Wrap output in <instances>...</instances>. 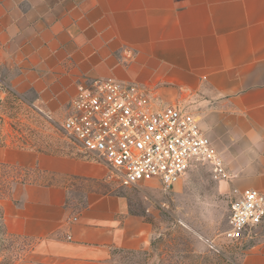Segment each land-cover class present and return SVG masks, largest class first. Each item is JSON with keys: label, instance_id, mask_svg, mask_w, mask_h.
Wrapping results in <instances>:
<instances>
[{"label": "crops", "instance_id": "0c3cea01", "mask_svg": "<svg viewBox=\"0 0 264 264\" xmlns=\"http://www.w3.org/2000/svg\"><path fill=\"white\" fill-rule=\"evenodd\" d=\"M0 72L50 115L81 81L135 83L157 107L196 116L229 189L264 192V0H0ZM2 160L51 178L1 201L4 229L33 240L13 264H127L119 253L149 248L151 226L123 196L91 190L81 209L67 204L66 182L101 181L102 163L19 149ZM240 264H264V236Z\"/></svg>", "mask_w": 264, "mask_h": 264}, {"label": "rangeland", "instance_id": "374dc122", "mask_svg": "<svg viewBox=\"0 0 264 264\" xmlns=\"http://www.w3.org/2000/svg\"><path fill=\"white\" fill-rule=\"evenodd\" d=\"M154 105H161L160 101L155 100ZM64 115V110L50 115L34 107L6 85L0 72V161L3 152L10 149L81 157L60 129ZM6 164L5 171L15 179L10 194L2 200L11 197L18 184L51 180L36 167ZM226 181L214 180L203 164L189 170L170 189L156 182L122 186L107 173L94 184L67 181V204L81 209L91 190L94 195L110 192L123 196L130 212L139 214L151 226L147 250L119 253L120 260L127 264H240L247 250L263 239L264 225L243 231L235 240L224 237L229 228L230 203L238 197ZM1 224L0 264L28 257L33 240L8 233Z\"/></svg>", "mask_w": 264, "mask_h": 264}, {"label": "built area", "instance_id": "2783aa9c", "mask_svg": "<svg viewBox=\"0 0 264 264\" xmlns=\"http://www.w3.org/2000/svg\"><path fill=\"white\" fill-rule=\"evenodd\" d=\"M60 129L122 186L156 182L170 189L198 164L206 165L214 180L230 178L196 116L176 104L155 107L135 83L111 77L77 83ZM228 225L223 234L229 240L264 225V192L244 189L230 203Z\"/></svg>", "mask_w": 264, "mask_h": 264}, {"label": "trees", "instance_id": "16d2710c", "mask_svg": "<svg viewBox=\"0 0 264 264\" xmlns=\"http://www.w3.org/2000/svg\"><path fill=\"white\" fill-rule=\"evenodd\" d=\"M1 122V118H0ZM7 164L5 162L0 161V226L2 221V206L1 201L4 197L10 194V185L13 182L15 178L9 176V173H7L5 170L7 168ZM3 227V226H2Z\"/></svg>", "mask_w": 264, "mask_h": 264}]
</instances>
